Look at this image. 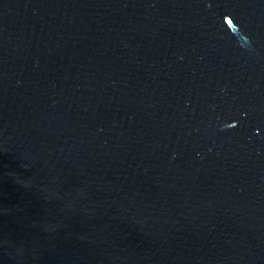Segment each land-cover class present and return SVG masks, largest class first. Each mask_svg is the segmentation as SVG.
I'll list each match as a JSON object with an SVG mask.
<instances>
[{"label": "water", "instance_id": "water-1", "mask_svg": "<svg viewBox=\"0 0 264 264\" xmlns=\"http://www.w3.org/2000/svg\"><path fill=\"white\" fill-rule=\"evenodd\" d=\"M0 264H264V0H0Z\"/></svg>", "mask_w": 264, "mask_h": 264}]
</instances>
